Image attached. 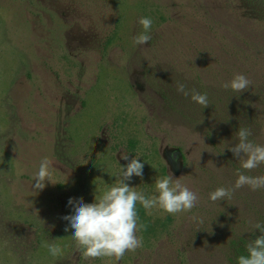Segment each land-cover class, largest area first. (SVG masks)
Returning <instances> with one entry per match:
<instances>
[{"label": "rangeland", "instance_id": "1", "mask_svg": "<svg viewBox=\"0 0 264 264\" xmlns=\"http://www.w3.org/2000/svg\"><path fill=\"white\" fill-rule=\"evenodd\" d=\"M140 17L152 20L145 45ZM237 73L251 81L241 93L222 86ZM240 127L264 144V0H0V264H237L232 253L261 235L264 188L209 193L238 171L264 175L229 150ZM125 154L144 163L125 181L136 191L155 195L171 175L198 204L172 215L137 203L143 246L85 259L65 231L68 199L94 202V181L118 183ZM44 157L51 181L35 190Z\"/></svg>", "mask_w": 264, "mask_h": 264}, {"label": "clouds", "instance_id": "2", "mask_svg": "<svg viewBox=\"0 0 264 264\" xmlns=\"http://www.w3.org/2000/svg\"><path fill=\"white\" fill-rule=\"evenodd\" d=\"M138 23L144 31L134 37L136 45H145L151 37L147 34L151 29L152 20L149 17H140ZM251 81L243 74H234L233 78L224 83L225 89L234 92H243L249 88ZM177 91L191 98L203 108L209 105L207 94H201L195 89H187L183 83H177ZM264 131V130H262ZM251 129L240 127L237 131L238 143L229 146L233 156L240 161L241 168L251 171L264 164V144L253 143L249 140ZM122 159L128 160L126 167L121 168V179L107 188L99 185L102 180L97 179L94 194V202L87 203L83 197L68 199V206L72 213L62 217L68 221L65 227L67 232L72 229L71 238L77 249L85 259L115 258L120 260L126 252L135 251L143 246V237L137 233L145 229L137 212V203L151 214L153 209L168 214L190 212L198 204L197 194L179 179L173 180L171 175L163 176L155 180V195L146 196L143 192L136 191L125 181H130L133 176L142 177L144 163L139 159L129 160L127 154ZM153 168L154 166L151 165ZM50 161L42 158L38 171L34 175V189L43 190L45 181H51L49 171ZM237 179L231 188L217 187L209 193V199L213 202L232 198L235 190L248 186L255 191L264 188V175L250 176L243 172H237ZM193 220L203 223L202 219L193 216ZM254 229H259L261 235L246 245V255L237 257V264H264V224L256 223ZM50 255L58 257L63 249L57 244L44 242Z\"/></svg>", "mask_w": 264, "mask_h": 264}, {"label": "trees", "instance_id": "3", "mask_svg": "<svg viewBox=\"0 0 264 264\" xmlns=\"http://www.w3.org/2000/svg\"><path fill=\"white\" fill-rule=\"evenodd\" d=\"M142 207H138L137 208V211L138 212H142ZM143 224L146 226L145 227V229H143L145 232H147V229H148V222H147V219L146 218H143ZM235 254V259L238 257V256H240V255H246L247 254V252H246V245L245 244H243V246H241V247H239V250H237V252L236 251H234V253H232V255H234ZM231 260H232V258H230ZM235 259H233L232 261H234Z\"/></svg>", "mask_w": 264, "mask_h": 264}]
</instances>
